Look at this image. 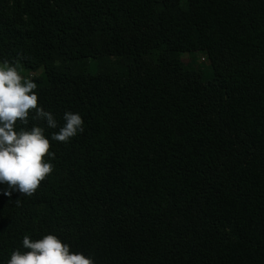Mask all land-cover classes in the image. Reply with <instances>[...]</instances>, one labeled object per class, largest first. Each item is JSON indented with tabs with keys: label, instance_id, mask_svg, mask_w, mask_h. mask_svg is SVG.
I'll list each match as a JSON object with an SVG mask.
<instances>
[{
	"label": "trees",
	"instance_id": "obj_1",
	"mask_svg": "<svg viewBox=\"0 0 264 264\" xmlns=\"http://www.w3.org/2000/svg\"><path fill=\"white\" fill-rule=\"evenodd\" d=\"M22 12L25 30L0 12V61L40 71L37 104L58 127L29 117L53 171L31 196L0 195V264L48 233L95 264H264V0ZM197 53L208 78L184 66ZM66 111L84 131L52 141Z\"/></svg>",
	"mask_w": 264,
	"mask_h": 264
},
{
	"label": "clouds",
	"instance_id": "obj_2",
	"mask_svg": "<svg viewBox=\"0 0 264 264\" xmlns=\"http://www.w3.org/2000/svg\"><path fill=\"white\" fill-rule=\"evenodd\" d=\"M36 87L33 79L19 74L15 62L0 61V195L6 197L31 196L53 171L54 153L45 127H28L29 117L48 129L58 127L54 115L38 106ZM62 119L63 125L50 134L52 141L67 143L84 131L79 113L66 111ZM21 245L25 251L14 249L6 264H95L91 256L70 251V245L52 233L39 239L24 235Z\"/></svg>",
	"mask_w": 264,
	"mask_h": 264
},
{
	"label": "rangeland",
	"instance_id": "obj_3",
	"mask_svg": "<svg viewBox=\"0 0 264 264\" xmlns=\"http://www.w3.org/2000/svg\"><path fill=\"white\" fill-rule=\"evenodd\" d=\"M23 0H0V12L8 17L19 28L25 30L27 27L26 17L22 12ZM12 22V23H13ZM184 66L188 70L198 71L203 77L208 78L212 74V66L208 57L204 54H195L191 57H186L183 60ZM39 72L26 71L24 77L31 79L39 77Z\"/></svg>",
	"mask_w": 264,
	"mask_h": 264
}]
</instances>
